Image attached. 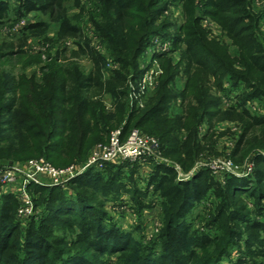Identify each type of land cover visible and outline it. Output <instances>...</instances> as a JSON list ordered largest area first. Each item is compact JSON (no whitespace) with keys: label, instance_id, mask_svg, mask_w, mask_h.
I'll list each match as a JSON object with an SVG mask.
<instances>
[{"label":"trees","instance_id":"trees-1","mask_svg":"<svg viewBox=\"0 0 264 264\" xmlns=\"http://www.w3.org/2000/svg\"><path fill=\"white\" fill-rule=\"evenodd\" d=\"M175 2L183 23L171 35L165 12ZM68 3L80 0H0V28L45 16L0 42V63L24 56L29 37L58 43L45 46L40 76L0 68V168L40 157L55 167L79 165L117 128L122 137L136 128L157 138L172 165L153 161L143 187L134 179L138 162L92 166L65 185L29 184L39 212L21 245L18 200L0 195V264H106L104 257L135 251L130 235L107 223L105 200L121 190L137 212L159 206L162 221L131 264H221L233 250L240 253L233 264H264V115L247 105L264 102V32L252 0H97L86 14L105 54L72 23ZM49 24L54 38L46 36ZM154 36H167L171 49L156 56L157 89L139 106L128 100V83L141 75L138 61ZM177 50L178 59L170 56ZM107 57L118 67L107 69ZM223 123L232 127L220 130ZM223 138L233 143L222 156L236 167L251 161L248 175L219 178L202 166L177 179L173 165L187 172L219 156Z\"/></svg>","mask_w":264,"mask_h":264},{"label":"rangeland","instance_id":"rangeland-1","mask_svg":"<svg viewBox=\"0 0 264 264\" xmlns=\"http://www.w3.org/2000/svg\"><path fill=\"white\" fill-rule=\"evenodd\" d=\"M97 0H80V5H73V4H66L67 8V14L70 17L72 23L80 25V27L83 30V33L88 37L90 40V43L93 47H96V49L102 53L105 54V48L103 45H101L99 38L96 35V32L93 30L91 22L88 21V16L86 14V11H92L95 7ZM95 3V4H94ZM81 7H84L82 9ZM252 9L255 13L260 15V31L264 32V0H252ZM165 16L167 19V22L170 23L171 27L169 29V33L172 35L173 33H176L177 27L183 23V18L181 15V8L178 3H171L169 7L167 8V11L165 12ZM45 19V16L41 15L40 13H32L26 17H23L20 20H17L15 22H9L5 25H3L0 28V42L3 40H12L15 41L18 35L20 34V30L27 25L28 23L37 22V21H43ZM204 24L207 26V28H210L213 35H219L220 28L215 24L214 22L208 20L205 18L203 21ZM48 38H54L55 37V26L54 24H49V30L46 34ZM164 39H169L167 36H165ZM27 44L24 45L23 50L25 51L24 56L20 57H14L11 61L8 62H1L0 68L6 72V71H12V73L15 74H23L26 77H30L32 73H36L37 76H40L39 72V65H42L45 63V55L48 53V50L45 46L47 45H57L54 44L53 41H46L43 37H29L27 40ZM44 42H47V44L44 45ZM64 44L68 47H72V40L69 39L67 42H64ZM147 46L145 47L144 52L142 53L138 64L139 69L141 70L142 65H145L149 61L150 51L147 53L146 51ZM40 56V61L37 62L35 59L36 56ZM175 57L178 59L180 57V51H175L170 56ZM107 61H109L112 66L105 64V67L107 69L111 68H117L118 65L110 60V58H106ZM81 63L84 67H88L89 64L87 60L83 59L81 60ZM159 79H157L156 84L148 91V93L145 95L144 100L146 101L152 94L156 91L158 86ZM109 102V100H107ZM248 107L253 113H259L261 115H264V102H260L259 100H252L251 102H248ZM225 126L232 127V124L230 123H223L219 126V129L222 130L225 128ZM204 129V128H202ZM201 129V130H202ZM232 140L229 138H223L218 143L217 152L220 153L218 156H211L208 157L205 161H211L217 158H220L223 160L224 156L222 154L226 153L230 150L232 146ZM94 146H91L87 159L90 157L91 150ZM212 158V159H211ZM86 159V160H87ZM225 159V158H224ZM217 161V160H216ZM25 162V161H24ZM22 162V163H24ZM136 162V161H134ZM126 160L117 159L114 162H108V163H134ZM152 160L145 161L140 160L139 166H137L134 174V179L137 183L138 187H143L146 185V180L151 172V165ZM249 161H246L243 165L237 166V169L239 171L244 170ZM130 166V165H129ZM128 166V167H129ZM180 171L184 174H187L189 171L184 172L180 167ZM201 169L198 168L197 171ZM243 172V171H242ZM126 176L130 175V168H126L125 170ZM216 175V174H214ZM222 174H217L216 176L221 178ZM125 180V179H124ZM42 181L47 182L48 180L46 178H42ZM126 181V180H125ZM129 181V180H128ZM131 182V181H130ZM68 194H70V191H67ZM105 210L108 213V219L107 223L111 222L118 226L120 229H122L124 232H127L128 235L132 238L134 242H136L137 247L135 248V251H129L125 254H114L111 257H104L105 260H107L106 264H131L135 261V257H137L138 253L140 252V246H145L157 232L161 228L162 221L159 216V206H154L150 209H145L141 212H137L130 196L125 192V190H121L117 193H112L111 196H109L105 200ZM39 212V208L35 211V215ZM34 215V216H35ZM16 220L19 222L18 227V243L23 242L24 234L26 227L31 220V217L28 218H19L16 216ZM136 226L139 229H136ZM138 242V243H137ZM240 253L238 250H233L229 253L228 257H225L224 260H222L221 264H233L235 260L237 259L238 255ZM127 257V259H125Z\"/></svg>","mask_w":264,"mask_h":264},{"label":"built area","instance_id":"built-area-1","mask_svg":"<svg viewBox=\"0 0 264 264\" xmlns=\"http://www.w3.org/2000/svg\"><path fill=\"white\" fill-rule=\"evenodd\" d=\"M171 49V42L161 36H154L147 45L146 53L150 51L149 61L142 65L141 75L128 83V100L139 106H143L144 97L148 91L156 84L162 73V69L157 60V55L167 53ZM108 65L112 66L109 62ZM224 103L228 102L224 99ZM122 129L117 128L110 132L107 141L96 143L91 150L90 157L79 165L69 164L65 167H55L44 158L28 159L24 163H15L0 168V195L12 194L18 200L16 216L28 218L35 213L32 195L28 191L29 184L40 186L65 185L71 179L82 174L92 166H99L105 162H114L117 159L130 162H140V160L154 161L172 165L160 152V145L157 138L145 134L136 128H132L126 136L122 137ZM264 155V152H261ZM225 158V157H224ZM220 158L211 161H198L192 169L184 174L178 165H173L177 171V179L188 180L202 166L208 167L213 174H234L236 176H246L252 171V162L249 161L247 167L239 171L230 159ZM217 160V161H216ZM46 178L48 181H42Z\"/></svg>","mask_w":264,"mask_h":264}]
</instances>
